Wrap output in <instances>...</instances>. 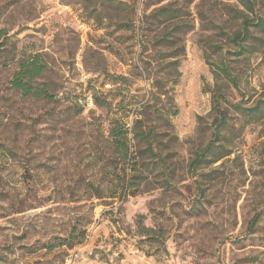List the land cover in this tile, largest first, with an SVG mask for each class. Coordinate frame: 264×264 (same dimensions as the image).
<instances>
[{"label": "rangeland", "instance_id": "1", "mask_svg": "<svg viewBox=\"0 0 264 264\" xmlns=\"http://www.w3.org/2000/svg\"><path fill=\"white\" fill-rule=\"evenodd\" d=\"M242 13L237 0H0V264H264V29L238 55ZM37 56L55 102L12 86ZM115 121L140 181L123 200L109 198L125 177ZM75 227L86 241L60 248Z\"/></svg>", "mask_w": 264, "mask_h": 264}, {"label": "trees", "instance_id": "2", "mask_svg": "<svg viewBox=\"0 0 264 264\" xmlns=\"http://www.w3.org/2000/svg\"><path fill=\"white\" fill-rule=\"evenodd\" d=\"M248 12V14L242 13L243 22H242V31L236 34V39L238 41V55L242 54V51L248 50L247 45H243L248 41V37L250 36L251 27H261L264 29V18L260 17L257 4L255 0H237ZM252 15V19L250 18ZM47 65L43 63L40 59V56L35 57L33 60L24 63L21 66L20 70L14 74V78L12 81V86L15 90L20 91L23 96L29 97L31 99H35L38 101H46L48 103L55 102L56 97L51 94L46 84H37V80L42 78L43 75L47 72ZM221 72L225 74L232 82L235 83V79L232 77L230 69L228 67H221ZM95 105L98 107H106L110 106L107 101H100L95 99ZM213 108L214 111L217 112L218 117L214 122V135L218 137L220 134L221 128L227 123V119L223 111L221 110V102L219 96H213ZM263 108L260 105H256L253 109H250L252 112H261ZM128 130L126 129V125L121 124L119 121H115V124L109 130L110 143L112 147L115 149V154L118 156L120 161L124 163V179L119 183V185L115 189H110L109 194L111 195V199H127L132 196H136L138 194V187L140 186V181L136 179L133 175L135 168L132 167V162L135 159L132 156L129 148L128 141ZM214 142V141H213ZM213 143L209 144L207 148L203 151V154L208 152L212 147ZM203 154L199 155L194 161V166L198 165L203 160ZM227 155L222 156L217 160V162ZM129 171L128 173L126 171ZM133 172V173H132ZM96 197L98 199L103 198V191L100 189H96ZM258 218V217H257ZM253 221V225L258 222V219ZM139 228L143 230L145 233L153 232V229H149L144 227L141 223L139 224ZM86 241V231H78L75 228L72 229L71 233L67 238L63 239L60 243V248H65L66 250H72L76 246L83 244Z\"/></svg>", "mask_w": 264, "mask_h": 264}]
</instances>
